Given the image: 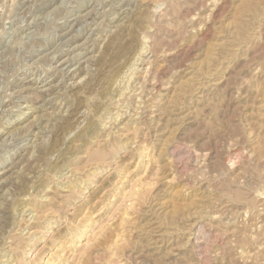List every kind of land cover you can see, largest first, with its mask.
I'll return each instance as SVG.
<instances>
[{
  "label": "rangeland",
  "instance_id": "1",
  "mask_svg": "<svg viewBox=\"0 0 264 264\" xmlns=\"http://www.w3.org/2000/svg\"><path fill=\"white\" fill-rule=\"evenodd\" d=\"M0 264H264V0H0Z\"/></svg>",
  "mask_w": 264,
  "mask_h": 264
},
{
  "label": "bare ground",
  "instance_id": "2",
  "mask_svg": "<svg viewBox=\"0 0 264 264\" xmlns=\"http://www.w3.org/2000/svg\"><path fill=\"white\" fill-rule=\"evenodd\" d=\"M38 2V1H37ZM31 5V4H30ZM52 6V5H51ZM51 9V8H50ZM30 10V9H29ZM52 10H54L53 8H52ZM50 12V11H49ZM28 13V12H27ZM45 14V13H44ZM78 18V17H77ZM41 19V18H40ZM114 19V18H113ZM42 20V19H41ZM47 20V19H46ZM93 21V20H92ZM20 23V22H19ZM74 23V22H73ZM98 23V22H97ZM101 23V22H100ZM102 25V24H101ZM35 26H37V25H35ZM16 27V26H15ZM95 28V27H94ZM17 29V28H16ZM39 33V32H38ZM22 34V33H21ZM25 34V33H24ZM74 34V33H73ZM46 35V34H45ZM32 36V35H31ZM107 36V35H106ZM85 38V37H84ZM66 44H68V43H66ZM59 46V45H58ZM60 47V46H59ZM144 49H146L145 48V44H142V46L140 47V51H139V53L141 52L142 53V51L144 50ZM147 51V50H146ZM56 52V51H55ZM53 55V54H52ZM45 57V56H44ZM51 57V56H50ZM140 57V56H139ZM65 58V57H64ZM66 59H68V58H66ZM143 59V58H142ZM44 61V60H43ZM58 62H59V60H58ZM147 65V64H146ZM48 66V65H47ZM75 66V65H74ZM137 66V65H136ZM134 68V67H133ZM135 69V68H134ZM38 72V71H37ZM66 72H68V71H66ZM128 74V73H127ZM131 74H132V71H131ZM192 74V73H191ZM86 75V74H85ZM88 75V74H87ZM130 75V74H129ZM84 77V76H83ZM125 77V76H124ZM131 77V76H130ZM125 79V78H124ZM143 79V78H142ZM127 80V79H126ZM147 80V79H146ZM80 81V80H79ZM82 81V80H81ZM126 82V81H125ZM124 82V83H125ZM141 82V81H140ZM120 84V83H119ZM133 89V88H132ZM119 91V90H118ZM136 91V90H135ZM124 92V91H123ZM129 92V94L128 95H130V93L132 92V90H129L128 91ZM127 92V93H128ZM120 94V93H119ZM7 95V94H6ZM121 95V94H120ZM137 97V96H136ZM50 100V99H49ZM124 100V99H123ZM138 100V99H137ZM136 100V101H137ZM129 103H130V101H129ZM141 104V103H140ZM123 105V104H122ZM139 107V106H138ZM121 108V107H120ZM115 110V109H114ZM109 115V114H108ZM117 115V114H116ZM115 115V116H116ZM112 116V115H111ZM115 116H113V117H115ZM108 117V116H107ZM117 118V117H116ZM134 118V117H133ZM33 119V118H32ZM35 119V118H34ZM38 121V120H37ZM109 121V120H108ZM35 122H36V120H35ZM48 122V121H47ZM18 125V124H17ZM15 129V128H14ZM12 132H13V130H12ZM43 134V133H42ZM17 135V134H16ZM11 137V136H10ZM37 143V142H36ZM5 191V190H4ZM2 195V194H1ZM5 196V195H4ZM9 196V195H8ZM3 206V205H2ZM23 209V208H22ZM2 233V232H1Z\"/></svg>",
  "mask_w": 264,
  "mask_h": 264
}]
</instances>
